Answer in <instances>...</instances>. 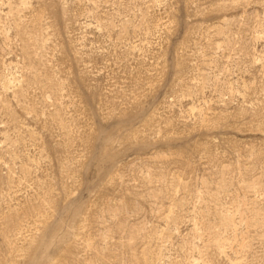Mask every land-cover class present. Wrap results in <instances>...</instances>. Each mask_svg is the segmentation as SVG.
Here are the masks:
<instances>
[{"label":"rangeland","instance_id":"rangeland-1","mask_svg":"<svg viewBox=\"0 0 264 264\" xmlns=\"http://www.w3.org/2000/svg\"><path fill=\"white\" fill-rule=\"evenodd\" d=\"M0 264H264V0H0Z\"/></svg>","mask_w":264,"mask_h":264}]
</instances>
